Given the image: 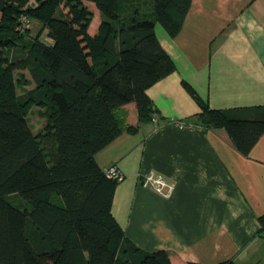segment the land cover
Instances as JSON below:
<instances>
[{"label":"trees","instance_id":"trees-1","mask_svg":"<svg viewBox=\"0 0 264 264\" xmlns=\"http://www.w3.org/2000/svg\"><path fill=\"white\" fill-rule=\"evenodd\" d=\"M86 1L100 11L96 35L84 0H0V264H174L166 250L126 239L112 212L121 180L96 154L156 120L147 90L177 68L156 21L176 36L192 0H150L151 19L138 7L146 0ZM24 17L41 22L36 35ZM44 29L52 44L41 40ZM182 85L200 107L191 123L225 128L249 155L264 133V114L250 113L264 106L214 108L187 80ZM130 102L137 124L117 113ZM33 106L45 108L38 131L28 118ZM259 221L263 229L264 214Z\"/></svg>","mask_w":264,"mask_h":264},{"label":"crops","instance_id":"crops-1","mask_svg":"<svg viewBox=\"0 0 264 264\" xmlns=\"http://www.w3.org/2000/svg\"><path fill=\"white\" fill-rule=\"evenodd\" d=\"M93 12L96 35L101 15ZM155 31L177 68L147 90L156 120L96 154L102 168L117 165L124 175L112 212L128 241L166 250L174 264H264V133L246 156L225 128H196L200 107L182 85L214 108L264 106V0H192L176 36ZM119 110L125 123H138L136 103ZM150 171L175 183L171 197L139 183Z\"/></svg>","mask_w":264,"mask_h":264},{"label":"rangeland","instance_id":"rangeland-1","mask_svg":"<svg viewBox=\"0 0 264 264\" xmlns=\"http://www.w3.org/2000/svg\"><path fill=\"white\" fill-rule=\"evenodd\" d=\"M142 1L143 0H141L139 2L141 3ZM150 2H151L150 0H146L145 3H141L140 6H138V7H139L141 12H144L146 14L147 18L151 19V18H154L153 17L154 15L152 14L153 8H152V4ZM90 3H89V7L92 10L98 9L96 7L95 3H93V2H92V4H90ZM93 21H95V19H93ZM28 24H29V29L31 31V34L36 35L38 30L41 27V22L37 19H32L28 22ZM156 27L158 29H161L162 31H165L164 27L158 21H156ZM40 37H41V40H43L44 42L49 41V38L47 36V32L45 29L42 30ZM21 72L24 73V75L27 79H31V74H30V71L28 69L22 70ZM26 86H28V85L25 84L24 87L23 86L20 87L18 92L21 93V89L22 90L25 89ZM40 110L44 111L45 108L40 107V106H33L31 108V110L28 112V118H29L30 124H32L35 131H38L41 127H43L44 123L46 122V118H45V116H43V114L40 113ZM117 113H119V115H121L120 111Z\"/></svg>","mask_w":264,"mask_h":264},{"label":"built area","instance_id":"built-area-1","mask_svg":"<svg viewBox=\"0 0 264 264\" xmlns=\"http://www.w3.org/2000/svg\"><path fill=\"white\" fill-rule=\"evenodd\" d=\"M28 19L23 18L22 26H28ZM155 120V119H154ZM105 172L113 178L123 179V172L117 165H112L105 168ZM139 183L144 186L153 189L156 193L163 197L169 198L172 196L175 190V183L169 181L162 173L150 171L139 177Z\"/></svg>","mask_w":264,"mask_h":264}]
</instances>
